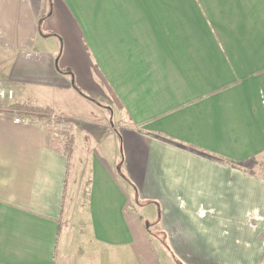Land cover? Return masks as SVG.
Returning <instances> with one entry per match:
<instances>
[{
  "label": "crops",
  "instance_id": "0c3cea01",
  "mask_svg": "<svg viewBox=\"0 0 264 264\" xmlns=\"http://www.w3.org/2000/svg\"><path fill=\"white\" fill-rule=\"evenodd\" d=\"M2 54L122 134L0 113V264H170L150 206L185 264L263 263L264 0H0Z\"/></svg>",
  "mask_w": 264,
  "mask_h": 264
},
{
  "label": "rangeland",
  "instance_id": "374dc122",
  "mask_svg": "<svg viewBox=\"0 0 264 264\" xmlns=\"http://www.w3.org/2000/svg\"><path fill=\"white\" fill-rule=\"evenodd\" d=\"M42 21V19L40 20ZM57 27V26H56ZM43 33L46 34V27L43 26ZM55 33H52L55 37L59 38L58 39V43H60L59 45V52H61V47H62V39L61 37H59V33L58 31L54 30ZM59 35V36H58ZM56 38V39H57ZM41 52V51H40ZM9 55H0V69L4 70L6 68V65H10V63H8L9 60ZM19 86H21L22 90H20V88H17L15 85H11L10 83H8L7 79L5 76L0 75V87H7L10 88L14 91L15 93V97L14 100L11 102H4V104L6 105H13V104H17V103H22L21 101L19 102L18 99L23 100V98L27 99V103H30L32 105H36L37 107L46 110L48 109H55L57 111H60L62 114H65L68 117H79V118H86L88 119V121H79L76 123V125L80 126V129H84L85 127H92L95 130L96 129H107V131H109V129L112 128V126H114L115 129L118 130L119 135L116 133V135L119 137V139L121 140V122L114 117L113 112L108 110V108H106V104L104 101H102L96 94H92L91 91L89 90H83L81 87H79L76 84V87L80 90H78L77 88H75V90L73 89L72 91H67V90H61L58 88H52V87H47L46 84H43L42 82H40L39 80H37L36 82H32V83H25L24 85L19 84ZM17 89H19L17 91ZM20 95V96H18ZM29 99V100H28ZM24 103V102H23ZM52 105V107H51ZM110 109V108H109ZM20 116V117H26L23 115H20V113L14 112V114H12V116ZM53 116H58L56 113H53L52 110L49 112V114H46V121L52 120ZM27 118V117H26ZM59 122H63L64 125H67L66 127L64 126H57V128H53L51 127L49 124L50 122H48L46 124V128L48 129V131L50 133H53L55 131H61L63 132L64 136H65V140H66V144L70 141V139L72 138L70 132H72V119H68L66 117H64L65 119L61 120L63 118V116H59L57 117ZM32 120V119H31ZM55 121V120H54ZM87 122L89 123L88 125ZM46 123V122H45ZM60 128V129H59ZM75 130V129H74ZM114 131V130H113ZM109 132H101V134L99 135L101 140V144L102 147L105 145V148L108 149V144L109 147H111L112 142H109V140L107 138H109L108 136ZM86 140V139H85ZM80 141L82 142L83 145V138L80 137ZM122 152V148L120 147V153ZM73 162V161H72ZM259 171L261 173L262 176H264V163L260 164V168ZM84 183V179L82 180ZM142 201L136 200V206L141 205ZM135 206H132L131 209L135 210ZM147 207L143 208L146 209ZM142 209V210H143ZM150 209H153V206L148 207V209L146 210L144 216L147 219L145 221L146 224V228L150 226V230L152 232L153 235H156L158 237H160L163 241L168 243V236L167 233L164 234L163 230L160 228H154L155 226L152 225L151 220L148 218V212L150 211ZM159 212V210H158ZM143 214V211L141 212ZM176 256V255H175ZM171 263L170 264H178L176 262V260L174 259V256L171 257ZM169 260V261H170ZM178 262L185 264L181 259L178 258ZM264 264V258H263V263Z\"/></svg>",
  "mask_w": 264,
  "mask_h": 264
},
{
  "label": "trees",
  "instance_id": "16d2710c",
  "mask_svg": "<svg viewBox=\"0 0 264 264\" xmlns=\"http://www.w3.org/2000/svg\"><path fill=\"white\" fill-rule=\"evenodd\" d=\"M74 87L77 88L75 86V84H74ZM14 112L20 113V115L26 116L27 118L32 119V121H35V119L46 120V114L48 115L50 110L49 111H48V109L43 110V109L37 107L36 105H32L30 103H17V104H13V105H9V104L8 105H6V104L0 105V113L5 114V115H12V114H14ZM72 145H73V139L71 138L70 141L65 145V149H66V152H68V155L73 154V149H71ZM68 159L71 162V157L70 158L68 157ZM234 166H236V165H234ZM150 229L151 228L149 226L148 230L151 233ZM163 233L166 234L165 232H163ZM161 242H162L163 246L165 247V249L171 254V256H174V259L176 260V262L178 264H182V263L178 262V258L173 253L169 243L163 241L162 239H161Z\"/></svg>",
  "mask_w": 264,
  "mask_h": 264
},
{
  "label": "built area",
  "instance_id": "2783aa9c",
  "mask_svg": "<svg viewBox=\"0 0 264 264\" xmlns=\"http://www.w3.org/2000/svg\"><path fill=\"white\" fill-rule=\"evenodd\" d=\"M15 97V93L12 89L7 88V87H0V105H2L4 102H11L14 100ZM14 116V122L16 124H21V125H29L31 124L33 121L30 118H26V117H20V116ZM58 117V116H57ZM56 116L52 117V120L50 122V120L45 121L46 124L48 122H50V126L53 128H57V126L61 127L64 126L66 127L67 125H64L63 122H59L58 118ZM55 120V121H54ZM63 120V119H61ZM61 125V126H60Z\"/></svg>",
  "mask_w": 264,
  "mask_h": 264
},
{
  "label": "water",
  "instance_id": "95a60500",
  "mask_svg": "<svg viewBox=\"0 0 264 264\" xmlns=\"http://www.w3.org/2000/svg\"><path fill=\"white\" fill-rule=\"evenodd\" d=\"M40 26H42V21L40 22V24H39ZM119 170H121V167H119Z\"/></svg>",
  "mask_w": 264,
  "mask_h": 264
}]
</instances>
